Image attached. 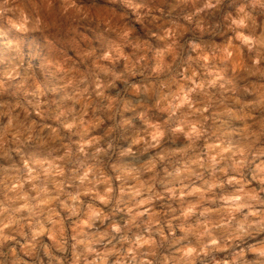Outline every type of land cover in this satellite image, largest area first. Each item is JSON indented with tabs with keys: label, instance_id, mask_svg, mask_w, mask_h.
Masks as SVG:
<instances>
[{
	"label": "clouds",
	"instance_id": "1",
	"mask_svg": "<svg viewBox=\"0 0 264 264\" xmlns=\"http://www.w3.org/2000/svg\"><path fill=\"white\" fill-rule=\"evenodd\" d=\"M0 264H264V0H0Z\"/></svg>",
	"mask_w": 264,
	"mask_h": 264
}]
</instances>
